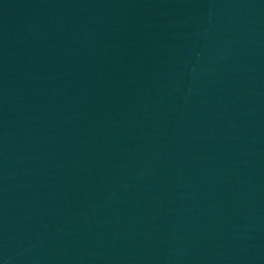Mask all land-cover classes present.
Masks as SVG:
<instances>
[{
    "label": "water",
    "instance_id": "obj_1",
    "mask_svg": "<svg viewBox=\"0 0 264 264\" xmlns=\"http://www.w3.org/2000/svg\"><path fill=\"white\" fill-rule=\"evenodd\" d=\"M0 264H264V0H0Z\"/></svg>",
    "mask_w": 264,
    "mask_h": 264
}]
</instances>
